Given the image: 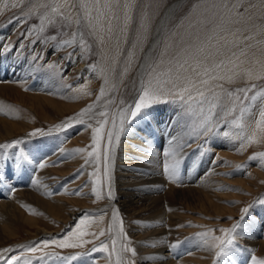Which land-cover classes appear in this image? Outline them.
Segmentation results:
<instances>
[{
	"label": "snow or ice",
	"instance_id": "snow-or-ice-1",
	"mask_svg": "<svg viewBox=\"0 0 264 264\" xmlns=\"http://www.w3.org/2000/svg\"><path fill=\"white\" fill-rule=\"evenodd\" d=\"M261 2L264 4V0ZM23 5L25 0H12L11 7L22 10L21 16L14 17L16 22L23 25L28 23L29 18H36L38 23L31 24L20 33L22 39L18 38V43L11 41L10 38L0 37V57L6 58L7 54L15 50L19 58L23 55V51L31 46L30 71L47 69L54 72L59 65L55 62L42 63L45 54L43 51L35 50L38 42L47 43L51 40L55 41L53 48L56 51L66 47L75 50L79 47L83 54H88L92 50L88 37H95L103 44L105 37L111 39L115 36L117 55L113 58L111 71L116 78L122 80L136 61L137 75L132 81L133 95L130 102L121 98L117 103L115 97L107 98L118 88L116 84H110L108 76L105 75L104 85L100 87L93 103L66 117L61 123L51 126L47 131L36 128L28 133L29 137L66 133L77 124L94 120L95 126L88 124V127L92 128L90 145L71 150L61 148L59 151L67 152L68 155L86 154L84 165L78 170V175L83 174L85 166H93V170L88 175L92 182V193L97 199L104 197L109 200L115 199L114 166L122 138L134 131L132 127L134 122H150L153 119V112L160 105H171L178 109L173 122H170L166 129V140L157 149L145 138L140 147L150 156L159 158L156 162L160 166L162 175L174 185L182 184V166L190 154L186 149L191 148L192 140L201 141L194 150L199 157L210 151L207 145L211 139L221 135L224 137L234 135L235 139L241 141L240 151L251 144H264V85L254 82L264 80V62L259 59L254 61L260 65L259 70L255 72L252 68L242 67L248 62L247 48L251 45L246 44L245 47L240 48L242 41L236 32L231 33L230 40L220 36L213 42L212 35L204 39H200L197 35L195 42L190 43L177 32H170L167 23L162 21L161 25L154 29L152 44L145 50L143 45L148 41L153 29L147 12H142L137 22L136 11L141 7L137 0H35V2L27 0V11H23ZM8 6V0H4V7ZM248 19L251 20L252 17L249 16ZM73 25L75 28L70 37L60 39L59 37L67 35L63 30L72 28ZM48 28H57V34L44 36ZM120 36L124 37L125 44H131L130 48H120ZM252 38L250 35H244L242 39L248 41ZM261 42L257 41L258 44ZM138 46L143 54L141 57L136 55ZM174 48L175 51H172ZM67 59L69 61L73 59L72 52L67 53ZM121 63L122 67L117 71ZM89 67L95 70L97 65L93 64ZM100 72L104 74L105 70L100 69ZM241 77L248 81L244 87L232 89L225 87V81L231 83ZM102 99L103 104H101ZM98 107L102 110L96 111ZM222 126L232 131L221 133ZM22 143V139L0 143V150L14 148ZM7 155V152H0V177L4 178L8 175L7 161L4 159ZM258 158L264 164V151L253 152L248 159ZM21 161L31 162V157L21 151L16 154V167L20 166ZM216 162V160L212 161L213 164ZM196 164L197 160L193 159L192 166L195 167ZM46 166L44 160L37 165L41 169ZM236 167L243 168L244 165ZM33 183L38 184L39 181L34 179ZM75 194L82 193L77 190ZM254 203L264 205V199H258ZM252 207L253 205L250 204L243 208L240 218L230 227L220 228V235H216V230L213 228H205L204 231L194 234L199 238L200 246L214 253L212 264H227L221 258L229 256L237 247L238 229L241 228V222ZM102 221V215L95 217L85 215L75 228L62 238L41 239L19 245L18 247L23 251L18 254H13L12 247L0 248V264H34V262L48 264L51 259H58L62 264H71L79 257L90 256L91 253L96 252L104 253L108 264H137L139 254L125 231L124 220L119 210L113 207L111 222L106 229L100 228L98 232L86 230L93 223ZM180 226L182 225H178ZM101 237L105 239L101 240ZM89 244L92 245L90 250L77 251L66 256L56 251V249H84ZM179 244L180 241L177 240L169 247L175 249ZM141 259L152 260L154 257L146 254ZM251 262L264 264V259L253 254Z\"/></svg>",
	"mask_w": 264,
	"mask_h": 264
},
{
	"label": "bare ground",
	"instance_id": "bare-ground-1",
	"mask_svg": "<svg viewBox=\"0 0 264 264\" xmlns=\"http://www.w3.org/2000/svg\"><path fill=\"white\" fill-rule=\"evenodd\" d=\"M184 1L172 0L164 8L153 28L147 48L153 42L154 29L159 27L162 21L168 25ZM3 33L0 34V37ZM29 63L30 61H26L23 57L18 58L11 55H7L6 58L0 57V143L11 142L13 139L23 140L22 144L14 148L0 150V152L8 154L4 158L7 161L8 175L6 178L0 177V248L9 246L14 249V252L21 250L19 245H26L31 241L12 243L19 235L20 223L21 226L26 223L29 227L33 226L34 229L39 225L38 212L44 211L49 214V208L56 202L55 196L61 194L62 198H65L66 195V191L60 186L61 183L57 182L60 179H53L48 168H38V163L60 154L62 155L61 159H68L71 162L79 161L76 154L68 155L67 152L59 151L61 148L65 149L62 146V133L37 137L23 134L27 126L24 119L19 117L18 105L28 106L40 119H47L49 118L48 111L55 115L59 112L65 113L67 108H58L53 103L54 100L51 101L52 98L44 95L43 91L49 90L50 93L61 92L64 94L69 90L56 80L51 72H31ZM74 63L75 61L72 62V64ZM136 75L135 71L131 78V84ZM86 87L73 85L71 89L76 92L73 96L80 101L90 97L87 94L90 91ZM88 88L91 89L90 86ZM115 92H111L109 98L114 97ZM132 95L133 87H131L129 98L124 100L130 102ZM81 97H83L82 100ZM95 110L100 111L102 108L98 107ZM177 111L178 109L171 105H160L153 112V119L150 122H134L132 126L134 131L122 138L121 145L117 150L114 166L115 199L109 200L105 197L108 202L101 206L106 207L110 212V218L113 207L119 210L124 222L128 224L126 226L128 235L132 238L133 247L137 248L139 254L137 259L141 262L140 264H212L214 256V253L200 246L199 238L181 237L183 235H180L178 225H180L182 215L180 216L178 210L179 206H184L187 209L210 206L211 198L220 196L219 192L222 188L218 185L223 180L218 179L216 175L221 168L217 169V163H212L209 158L210 153L199 157L198 153L194 151L196 148L186 149L188 153H192L188 157L189 159L187 158V166L181 174L182 184L177 186L162 175L160 166L156 162L159 158L150 156L140 147L143 145L144 139L147 138L158 149L160 144L166 140V129L168 124L173 122ZM55 117L52 115L51 119ZM86 122L88 121L86 120ZM78 126L80 129L85 127L77 124L65 134L69 135L75 127L79 128ZM90 135L92 136V132ZM21 151L31 157V162L21 161L20 166L16 167V154ZM193 159H196L197 162L201 161L199 167L197 164L195 167L192 166ZM221 174L223 175V173ZM34 179L39 183H33ZM11 189H15V191H11ZM92 209L97 210L98 208ZM90 212L96 213V211ZM76 216L77 214H73V219ZM246 220L247 218H244L241 222V228L236 235L237 247L229 256L221 258L227 264H252L251 256L254 254L259 258V255L264 251V217L255 216L250 221ZM72 225L73 222L60 232L55 233V236H61ZM40 233H42V237L54 236L52 235L54 232L48 230H43ZM177 240L180 241L178 247L170 248L169 245ZM146 254L153 255L154 259H141ZM48 264H62V262L51 259ZM73 264H93V262L79 259Z\"/></svg>",
	"mask_w": 264,
	"mask_h": 264
},
{
	"label": "rangeland",
	"instance_id": "rangeland-1",
	"mask_svg": "<svg viewBox=\"0 0 264 264\" xmlns=\"http://www.w3.org/2000/svg\"><path fill=\"white\" fill-rule=\"evenodd\" d=\"M171 1L172 0H137V3L141 5L140 9L136 11L137 22H139L140 14L142 12H147L150 18L151 28L153 29L164 8ZM33 2H35V0H33ZM11 3L12 0H8L9 6L5 8L4 0H0V34L4 31L2 37L10 38L11 41L18 43V38L22 39L20 33L24 32L31 24L38 23V20L36 18H29L28 23L19 25L14 17L21 16L22 10L21 8L11 7ZM234 5L236 7H233ZM252 5H255V7H252ZM22 8L23 11H27V0H25V5H23ZM249 16L252 17L251 20L248 19ZM167 26L170 32H177L184 36L190 43L195 42V37L197 35L200 39L212 35L213 42H215L220 36L230 40L232 39L231 33L236 32V34L241 37L242 42L239 45L240 48L245 47L246 44L251 45V47L247 48L248 62L242 65V67L252 68L255 72L259 70L260 65L254 63V61L259 59L264 62V4H262L261 0H185ZM74 28L75 25H73L72 28L64 29L63 31L67 33V35L59 38H69ZM238 29L239 31H237ZM57 31V28H48L43 35L53 36L57 34ZM244 35H250L253 38L248 41H243L242 38ZM150 38L151 35L148 37V41L143 45L144 49L147 48ZM88 41L92 44V50L88 54H83L79 47H76L75 50L71 47H66L56 51L53 48L55 41L51 40L47 43L38 42L35 45L36 51H43L45 54V60L42 63L55 62L59 65V68L54 70V72L47 69H41L38 73L45 71L51 72L56 80L69 89L68 92H65L64 94L61 92H58L57 94L50 93L48 92L49 90H46V92L43 91V94L51 97V101L54 100L53 103L58 108H67V110L64 111L65 113L59 112L61 115L58 112H56L58 114L54 115L48 111L49 118L40 119L28 106L18 105L19 117L24 119L25 125L27 126L23 134H28L36 128L44 130L49 129L51 126L64 121L66 117L79 112L81 108L93 103L99 93L100 87L104 85L105 75L108 76L110 84L117 85L118 90L115 92L114 96L117 103L121 98H129L132 87L131 78L136 71V61L133 62V67L129 70L127 75L123 77L122 80H118L111 71V68L113 67V58L117 55L116 37L113 36L111 39L105 37V42L103 44L99 43L95 37H88ZM123 41L124 37L120 36L119 46L121 49H128L131 47L130 43L125 44ZM257 41L262 42L258 44ZM221 43H223V41H221ZM172 51H175V48ZM69 52L73 53V59L71 61L67 59V53ZM31 54L32 47L30 46L25 49L23 55L19 57H23L26 61H30ZM7 55L18 57L15 50ZM136 55L137 57L143 55L140 52V46L136 49ZM242 59L244 58L242 57ZM73 61H75L74 64H72ZM93 64L97 65L95 70L89 67ZM80 66H82V69H80ZM121 67L122 63L121 66L117 68V71H119ZM100 69H104L105 73L101 74ZM86 82L87 84H85ZM254 82L258 85H264V80ZM224 83L226 88L232 89L244 87L248 81L246 78L241 77L233 80L231 83L226 81ZM75 84L81 87H86L87 85L86 88L91 93L90 97H87V99L81 97L80 99L83 100L80 101L78 99V101L77 98L73 96L76 92L71 89ZM89 86L91 89L88 88ZM101 104H103V99ZM161 106L167 105L165 104ZM113 107H115V105H113ZM52 115L53 117H56L51 119ZM88 124L95 126V121L91 120L84 124H80V126L84 125L87 127L86 129L85 127L80 129L78 126L79 128L76 129L75 127L69 135L62 133V146L66 150H71L74 148H84L90 145V133L92 132V128L88 127ZM223 131L232 130L226 126H222L220 132L222 133ZM233 136H218L211 139L210 143L207 145V147L210 148V151L206 154L210 153L209 158H211V161H217L216 168H221L216 177L223 180L221 183L219 182L218 185L219 187L221 186L222 189L220 188L219 197L211 198L212 202L210 206L204 208L199 206L196 208L189 207V209L184 206H179L181 209L179 208L178 211L180 216H183H181V222L179 223L182 226L178 227L180 235H183L181 237H196L194 234L204 231L205 228H213L216 230L215 234L220 235L219 229L222 227H230L234 224L240 218L241 210L250 204H252L253 207L250 209L249 213L245 215V218H247L246 221H250L255 216L264 217V205L254 203L258 199H264V164L260 162L259 158L256 160L248 159L253 152L264 151V144H251L245 147L244 150L240 151L241 141L234 139ZM200 142L201 141L199 140L190 141L191 149L197 148V144ZM189 153L188 157L191 156L192 152ZM61 157V154L57 157H49L45 159V162L47 163L46 167L49 172L53 175V179H60L57 180V182L61 183L60 186L66 191L65 198L63 197L64 201L61 194H57L55 196V204H52L53 206L49 208V214L44 211L38 212L37 217L39 219V225L34 227V229L33 226L29 227L26 223H23L21 226L20 223L19 235H17V239L15 238L13 240V244L27 240H31L28 242L30 243L41 239H49L47 237H42L43 235L40 232L43 230L54 232L52 233L54 236L50 238H62L68 231L74 229L75 225L85 215H91L93 217L103 216L102 222L93 223L88 229H86L87 231L98 232L100 228L106 229L111 222L110 212L106 207H101L108 201L105 197L97 199L92 193V182L88 173L93 170V166H85L83 174L78 175V170L84 165L86 154H76V157H78L79 160L78 162H71L68 159H61ZM188 159H186L184 166H182V172H184L185 167L187 166L186 163ZM200 164L201 161H198V167ZM241 164L244 165L243 168L236 167ZM22 170L24 172L25 168ZM221 173H223V175ZM33 175L35 177V174ZM77 190L82 194L76 195L75 192ZM92 208L98 209L93 210ZM90 211H96V213ZM73 214H77L75 219L72 217ZM250 215L252 216L249 218ZM72 222L73 225L70 226L64 234L61 236H55V233L60 232ZM127 225V222H124L125 231L128 235L129 232L126 228ZM28 228L30 229L28 230ZM128 237L132 241L131 236L128 235ZM87 238L91 239V237ZM100 239L104 240L105 238L101 237ZM91 247L92 245L89 244L86 245L84 249H56V251L60 252L62 256H66L74 254L77 251L90 250ZM20 251H23V249L15 251L13 254H18ZM259 258L264 259V251L259 255ZM79 259H87L90 262H95V264H108L106 255L100 252L91 253L90 256L77 258V260ZM57 261L61 262L58 259ZM75 261H72L71 264ZM140 263L141 262L137 259V264Z\"/></svg>",
	"mask_w": 264,
	"mask_h": 264
}]
</instances>
